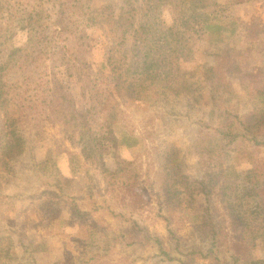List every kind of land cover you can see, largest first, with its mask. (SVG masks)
<instances>
[{"label":"rangeland","instance_id":"obj_1","mask_svg":"<svg viewBox=\"0 0 264 264\" xmlns=\"http://www.w3.org/2000/svg\"><path fill=\"white\" fill-rule=\"evenodd\" d=\"M150 2L145 13L140 0H79L60 32L57 0H0V264H241L220 186L231 167L243 178L234 191L249 190L245 172L264 163V125H240L264 109L252 97L264 76L247 78L264 69V0L217 1L236 34L223 43L185 34L159 48L141 92L134 81L145 79L148 48L125 30L152 23ZM158 11L165 28L175 26L165 3ZM167 60L174 64L162 68ZM88 76L100 100L110 92L91 121L81 115L92 102ZM121 132L138 145H114ZM220 132L235 136L221 156ZM251 250L264 259V237Z\"/></svg>","mask_w":264,"mask_h":264},{"label":"trees","instance_id":"obj_2","mask_svg":"<svg viewBox=\"0 0 264 264\" xmlns=\"http://www.w3.org/2000/svg\"><path fill=\"white\" fill-rule=\"evenodd\" d=\"M59 1L60 0H57V3H59L61 8L60 6H58L60 10L56 11V16L57 21L61 25L60 32H62L65 29V25L63 22L65 12H68L71 6L77 5L79 0H63V2ZM140 1L142 2L143 8H145V13H147L149 9L152 8L150 2L151 0ZM155 1L156 7L154 9V12L151 14L152 23H148L147 21L148 24H146V20L144 19L135 29L133 22H131L128 26V29L125 30L130 32L132 31V33L134 32L135 39H137L139 35L142 36L143 39L141 40V45L145 49L148 48V50L143 51L144 58L146 59V61H143L141 65L142 69L146 70L144 75L141 76V78L145 77V79H138L136 80V82L138 83H136L134 81V78H129L130 81H134V86H137V89L141 90V92L145 91L146 89H149L148 82L151 78V74L148 73V69L151 68L149 62L155 63V61L152 59V55H155L158 52H162L158 50L159 48H163L165 46V51L169 50L171 47L179 43V41L182 42L183 36L185 34H196V36H202V38L206 37L208 41L223 43L224 41L231 39L236 34L238 25L237 21L233 20L230 15L222 14L218 16L216 14L217 10H214V7L222 8L223 11L227 10L225 5L217 3V1L219 0ZM228 1H231V3H228V5H233L240 4L248 0ZM164 3L165 6H167L173 13L172 20L175 23V26L170 28H165L164 24L160 22V15L158 9ZM205 8L212 10H205ZM108 10H111L110 6H108ZM127 10L132 12V14L134 15L137 9L130 3L127 4ZM196 13H203V16H197L195 15ZM133 15L130 18H132ZM107 16L111 17V14H108ZM88 19L89 21H93L92 16H89ZM176 29L181 30L182 33L177 34L175 32ZM159 31H165L164 38L159 39V36L157 34V32ZM161 64L163 68V66L171 67L170 65L174 63L167 60V62L165 61V63L162 61ZM112 69L113 70H111V75L109 76V78L113 81L115 92H117L120 85L119 80H121V78L117 76L116 73L114 74V71H118L117 68L113 67ZM168 75L169 71L165 70L166 82L169 81ZM258 76H264V69H259L255 73L249 74L247 78L250 80V83H253ZM90 78L91 77L88 76L89 80ZM130 81L127 82V88L133 86L131 85L132 83H130ZM212 82L213 79L210 75L208 77V83L211 84ZM171 83L179 84L178 81L174 80ZM172 84L169 86V88L172 87ZM85 86L91 94L92 102L89 108L83 109L81 115L89 116L85 118L87 121H89L90 119L93 120V115L90 114L92 111L96 110L97 113H100L104 110L108 102L110 92L107 91V97L104 98V100H100L98 96V89L91 80L88 84L86 83ZM132 94L134 95V97H137V94ZM252 94L253 99L258 101L259 103H262V101H264V80H262L259 85L255 86V90H253ZM41 103L43 104L44 100H41ZM3 116L8 117V113L6 110L3 113ZM104 117L107 118L109 116H101V119H103V121H105ZM240 125L246 131H252L253 129L260 128L262 125H264V109H260L251 114L248 113L245 117V122H240ZM234 138L235 136L229 133H219V137L217 139V141L219 142V156H221V154H224V149H229L228 145ZM253 139L254 137L252 138V140ZM225 140L226 142L224 143V145H222L220 142H223ZM86 141L88 143L90 142V140ZM138 142L139 140L135 136L127 132H121V134H119V137L112 138V143L117 147L132 148L138 145ZM255 143L257 144V142ZM8 147L12 148L15 147V145L13 143H9ZM241 174L242 172L234 171L231 167L228 168L223 174V182L220 186V201L222 206L225 208V212L227 213V220L229 222L228 230L225 232V235H227V232L230 231V246L233 251L234 263L238 262L241 264H264V259H255L252 255L251 250L252 238L264 237V163H257L255 165L253 164L251 169L245 172L246 175H244V179L246 181H243V186L249 187V190L238 193V190L234 191L236 190L234 189V187L238 185L234 181L241 180ZM184 185L189 186L188 182L186 181H184ZM201 186L204 192H206L205 186ZM127 192L130 194V197L132 195L134 198V193L131 189H127ZM219 231L222 233L223 231H225V227L219 228ZM209 253L211 252L209 251Z\"/></svg>","mask_w":264,"mask_h":264}]
</instances>
